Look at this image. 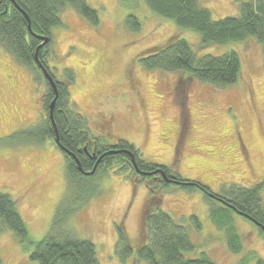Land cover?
<instances>
[{
    "label": "rangeland",
    "instance_id": "obj_1",
    "mask_svg": "<svg viewBox=\"0 0 264 264\" xmlns=\"http://www.w3.org/2000/svg\"><path fill=\"white\" fill-rule=\"evenodd\" d=\"M197 1L213 20L239 13L235 0ZM86 2L96 10L98 24L92 25L67 6L59 16L62 26L51 29L47 66L58 79L65 68L74 72V83L68 87L70 101L86 118L91 134L112 145L123 139L139 151L142 160L167 166L212 193L221 192V186L250 187L261 182L264 55L258 41L249 37L199 48L197 33L157 17L144 0ZM128 14L138 18V32L125 27ZM172 37L184 39L197 57L237 53V81L218 88L180 72L143 69L140 54ZM180 80L184 82L183 105ZM44 88L41 79L0 47V138L43 117ZM115 167L94 177L97 194L67 220L76 238L94 244L99 264H147L136 259V250L144 242L142 218L147 202L185 223L194 245L192 252L185 253L187 257L204 253L216 264H239V259L254 251L264 260V236L249 219L231 212L241 239V251L231 253L224 231L211 222L200 191L171 186L148 197L145 183L130 173L115 174ZM65 189L64 156L52 140L0 147V192L14 201L31 241H39L47 233ZM261 197L264 201V188ZM191 215L198 219L199 229ZM118 226L133 250L125 261L115 252ZM32 249H25L9 230L0 232L1 264H37L29 258Z\"/></svg>",
    "mask_w": 264,
    "mask_h": 264
},
{
    "label": "trees",
    "instance_id": "obj_2",
    "mask_svg": "<svg viewBox=\"0 0 264 264\" xmlns=\"http://www.w3.org/2000/svg\"><path fill=\"white\" fill-rule=\"evenodd\" d=\"M235 1L239 6L237 16L213 20L210 12L197 0H144L157 17L197 33L200 37L199 48L238 43L253 37L261 45L264 55V0ZM67 6L92 25L98 24L97 12L86 0H0V47L17 64L31 70L45 86L41 97L43 117L30 127L0 138V147L41 145L47 139L55 143L57 138V146L56 143L54 145L64 156L66 183V191L56 205L47 233L36 242L28 238L25 223L14 201L0 192V232H12L25 249L33 246L29 258L37 264H99L94 244L87 239L76 238L68 228L67 220L97 194L95 190L98 189L92 183L94 177L116 166L115 174L130 173L139 182L145 183L148 197L153 198L157 192H165L171 186L185 191H200L208 204L209 218L217 229L224 231L231 253L241 251V239L233 226L231 212L252 221L264 236L261 229L264 227V201L261 197L264 179L250 187L237 184L221 186V192L212 193L207 186L182 179L167 166L142 160L139 151L123 139L112 145L104 138L91 134L86 118L70 101L68 87L74 83V72L65 68L62 78L58 79L47 66L51 29L62 26L59 16ZM125 27L131 32H138L140 22L136 16L128 14ZM42 37L47 39V43L38 48ZM37 63L53 78L56 93ZM139 63L145 70L180 72L189 79L218 88L235 83L240 72L239 56L234 51L216 57H197L190 45L179 37H172L162 46L147 49L140 54ZM179 82L181 89L184 82ZM183 88L179 95L182 105ZM53 99L50 119L49 105ZM93 169L92 174H85ZM150 204L147 202L144 209V242L136 250L137 260L147 264H216L204 253L187 257L185 253L192 252L194 245L185 223L174 220L155 203ZM190 219L199 229L198 219L194 215ZM116 228L115 252L121 261H125L133 250L122 227ZM239 264H264V260L254 251H249L239 259Z\"/></svg>",
    "mask_w": 264,
    "mask_h": 264
},
{
    "label": "water",
    "instance_id": "obj_3",
    "mask_svg": "<svg viewBox=\"0 0 264 264\" xmlns=\"http://www.w3.org/2000/svg\"><path fill=\"white\" fill-rule=\"evenodd\" d=\"M28 28H30V27L28 26ZM41 39H42V42L39 44L38 48L44 46L47 43V39L46 38H43L42 37ZM35 58L37 60V57H35ZM37 64L42 69L43 76L49 82V84L52 86L54 92L56 93V91H55V84H54L53 78L50 76V74L47 72V70L40 63H37ZM54 101H55V99H53L51 101L50 105H49V114H48V116H49L50 119H52V109H53ZM54 142L57 144V138H55ZM78 168L80 169L79 164H78ZM93 171H94V169L92 171H90V172H85V174L86 175L92 174ZM261 229L264 232V227H261Z\"/></svg>",
    "mask_w": 264,
    "mask_h": 264
},
{
    "label": "flooded vegetation",
    "instance_id": "obj_4",
    "mask_svg": "<svg viewBox=\"0 0 264 264\" xmlns=\"http://www.w3.org/2000/svg\"><path fill=\"white\" fill-rule=\"evenodd\" d=\"M55 144V143H54ZM57 146V144H55Z\"/></svg>",
    "mask_w": 264,
    "mask_h": 264
}]
</instances>
